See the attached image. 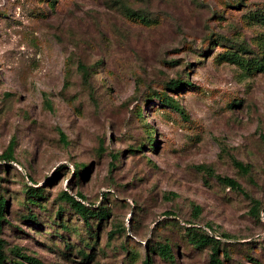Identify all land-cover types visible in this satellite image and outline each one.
I'll return each mask as SVG.
<instances>
[{"label": "rangeland", "instance_id": "rangeland-1", "mask_svg": "<svg viewBox=\"0 0 264 264\" xmlns=\"http://www.w3.org/2000/svg\"><path fill=\"white\" fill-rule=\"evenodd\" d=\"M263 14L264 0H0L5 264H211L187 227L216 235L223 264H264ZM62 191L109 217L89 231Z\"/></svg>", "mask_w": 264, "mask_h": 264}, {"label": "trees", "instance_id": "trees-1", "mask_svg": "<svg viewBox=\"0 0 264 264\" xmlns=\"http://www.w3.org/2000/svg\"><path fill=\"white\" fill-rule=\"evenodd\" d=\"M129 14V13H128ZM130 15L134 16V13H130ZM264 16V14H263ZM264 20V19H263ZM228 60L230 62L233 63H238L239 62V58L235 55H230L228 57ZM80 72L83 74V76H87V71L86 69L79 65L78 66ZM257 69L261 72L264 71V64L258 63L257 64ZM183 84L176 80V81H170L167 84V88L171 91H177L179 89L183 88ZM162 102L165 103L166 105L176 109L177 107L175 105H173L172 101L167 97L164 96L162 98ZM150 141V138H149ZM1 160H4V162L9 163L14 161L13 158V144L11 143L6 151L2 154ZM234 166L242 171L247 173L248 172V168L244 167L241 163L233 160L232 161ZM217 181L222 184L224 187L226 188H230V189H235V190H241L239 184L234 181L231 178H227V177H217L216 178ZM30 181V180H29ZM44 200V191L39 188L36 187V185L32 186V187H27L26 190V201L27 203H29L30 206H40V202ZM59 200L63 203H66L70 206V208L83 220L85 226H87V228H89L88 230L90 231L91 228L89 227V223L91 220H95V221H104L106 220L110 213L104 209V208H99V209H93L91 207L86 206L85 204H83L84 201V197L81 195V193H75L74 196L70 195L67 191H62L59 194ZM7 203L6 198L3 195H0V222H2L4 220V208L5 205ZM41 207V206H40ZM59 211V210H58ZM251 214H253V216L255 217H259L260 215V205L258 202L253 201V206L250 209ZM264 212V210H263ZM60 213V211L58 212ZM60 216V214L58 215ZM27 219H29L31 222H37V216L29 213L27 215ZM187 227L185 229V232L187 233V238L189 239V241H191V243L194 246H197L199 248H204L206 246H210L212 249V255H211V264H223L217 257H216V245L219 241V239H217L210 229H208V231H204V232H199V230L197 229H193ZM89 244L85 245L86 247ZM153 251H155L158 255L165 257L169 260L173 259V255L171 254V250L169 246H155V248L152 249ZM22 258H24L25 260H27L28 262H30L31 264H42L40 261L34 259V258H30L27 256H22ZM86 258H90V256H86ZM6 258L2 252V243L0 242V264H5ZM13 264H20V263H13ZM143 264H152V261L149 257H147Z\"/></svg>", "mask_w": 264, "mask_h": 264}]
</instances>
